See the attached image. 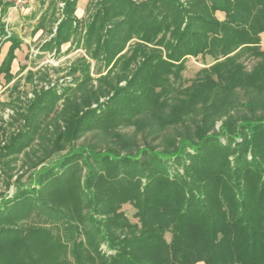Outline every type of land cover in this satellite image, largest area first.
Here are the masks:
<instances>
[{
  "label": "trees",
  "instance_id": "16d2710c",
  "mask_svg": "<svg viewBox=\"0 0 264 264\" xmlns=\"http://www.w3.org/2000/svg\"><path fill=\"white\" fill-rule=\"evenodd\" d=\"M78 1L35 27L84 51L70 81L0 112V264H264V0Z\"/></svg>",
  "mask_w": 264,
  "mask_h": 264
},
{
  "label": "rangeland",
  "instance_id": "374dc122",
  "mask_svg": "<svg viewBox=\"0 0 264 264\" xmlns=\"http://www.w3.org/2000/svg\"><path fill=\"white\" fill-rule=\"evenodd\" d=\"M35 1L36 0H30L27 4L24 5L32 4ZM12 3L13 7L16 8L17 6H15V0H13ZM45 3H47L48 5L47 0H41V2L39 0V4L44 5ZM86 3L87 0L77 2L75 11L77 14H79V16H76L74 12L76 18L81 19L84 16ZM62 6V3H59L57 5V7ZM58 13L59 11L55 13V17L58 15ZM214 16L220 21L224 20L225 18L224 13L219 10L214 12ZM27 17H18L17 22L13 23L10 31L6 30L7 35H9V33L16 35L20 39L21 43L20 47L15 50V53L17 55L15 56V58H17V68H15L16 70H14L11 66L13 77L11 81H9L10 83H7L5 81L4 74L0 79L1 85L5 86L3 89L2 87L0 88V105L7 104L9 101V95H15V93L18 91L25 93L27 92V97H33L32 90H39L41 86H43L44 89H47L48 87H56L58 92L59 85L63 86L65 84V81H63V79H67L68 82L70 81V77L65 75H67L68 68L73 63V60L83 55L84 53L81 48H73V46H70L69 43L62 44L58 52L54 49L53 51H51L50 49L44 48L42 45L46 44V41L50 40L53 37V34L49 35L48 31L52 30V32L54 33L56 31L57 25L59 24V20L53 24L50 23L49 20L45 22L44 29L40 33V31L37 32L35 30V25L39 18L34 19V16L33 18L27 19ZM32 26H35L33 30L31 29ZM2 39L5 40V37H2L0 41ZM259 47L261 50L264 49V32L259 34ZM211 62L212 59L208 56L204 58L189 57L186 61V69L182 72L183 84L188 85L190 83V80L194 77L196 71L201 67L209 66ZM255 62L256 60L245 59L243 65H245V68L247 70H250L252 66H254ZM13 63H15V61H13ZM46 73L48 74L47 80H41L39 77H42ZM4 108L5 109L3 111L0 110V112L3 114V118L7 119L11 114V109L8 106H4ZM219 126L220 121L216 123L215 127L219 128ZM20 162L21 158L19 159L18 164ZM12 180H14V178ZM23 181H25V178L23 179ZM3 191H6V188L2 179H0V192ZM7 191L9 192V194H12L14 191V187L10 186ZM121 210L125 213V215L131 222H136L137 219L134 218L135 210L131 205L125 204L122 206ZM169 236L170 235L168 233L165 235L167 240H169ZM196 264L204 263L197 262Z\"/></svg>",
  "mask_w": 264,
  "mask_h": 264
},
{
  "label": "crops",
  "instance_id": "0c3cea01",
  "mask_svg": "<svg viewBox=\"0 0 264 264\" xmlns=\"http://www.w3.org/2000/svg\"><path fill=\"white\" fill-rule=\"evenodd\" d=\"M12 1L13 0H2V3L8 4L10 2L9 6H7L6 8L4 7L5 13L2 16H1L2 5H0V21L2 23H5V30H8V31H10L13 23L17 22L18 17L25 16V18H26L28 16L27 19H30V18H33L35 16L34 19H38L39 16L46 10V7H47L46 6L47 3H45L44 5H41V4H39V0H36L32 4L24 5L21 7L18 6L16 8H14ZM79 1H82V0H79ZM40 2H41V0H40ZM75 14H76V16H79V14H77L76 11H75ZM38 22H39V20L36 22V25L38 24ZM35 26H32L31 29L33 30ZM38 31H40V33H41L43 31V28L37 30V32ZM9 45H10L9 41L3 40V39L0 41V65H1V62L3 61V59L7 53ZM15 56H17L16 53H15ZM16 59L17 58H15V60H13V61H15V63H13V61H12V64H11L12 69H14V70H16L15 68H17V60ZM2 77H3V74L1 73L0 79ZM7 83H10V82H7ZM1 87L3 89L5 86H2L1 82H0V88Z\"/></svg>",
  "mask_w": 264,
  "mask_h": 264
},
{
  "label": "built area",
  "instance_id": "2783aa9c",
  "mask_svg": "<svg viewBox=\"0 0 264 264\" xmlns=\"http://www.w3.org/2000/svg\"><path fill=\"white\" fill-rule=\"evenodd\" d=\"M30 0H15V6H21L27 4Z\"/></svg>",
  "mask_w": 264,
  "mask_h": 264
}]
</instances>
